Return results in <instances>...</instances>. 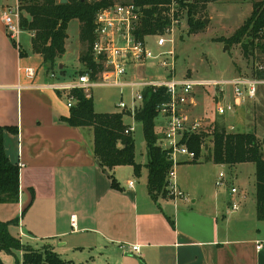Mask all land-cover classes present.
<instances>
[{
	"label": "crops",
	"instance_id": "crops-1",
	"mask_svg": "<svg viewBox=\"0 0 264 264\" xmlns=\"http://www.w3.org/2000/svg\"><path fill=\"white\" fill-rule=\"evenodd\" d=\"M13 2L0 0V126L6 128L4 152L19 169L18 201L0 203V221H16L8 226L11 236L33 249L49 247L65 264H264L254 165L248 166L253 174L248 193L233 182L239 166L250 163L231 166V177L224 173L226 184L217 188L210 164L181 159L174 182L182 197L156 199L147 190L146 163H139L138 175L132 166L101 167L92 153L91 128L65 122L67 99L53 88L76 81V72L66 68L68 34L58 60L63 73L48 71L32 53L31 41L25 52L20 35L18 44L6 33L1 10ZM77 53L79 63V37ZM83 70L80 63L76 71ZM233 201L239 203L236 210L229 206ZM133 244L138 252H130ZM22 255L19 249L0 250L3 264H22Z\"/></svg>",
	"mask_w": 264,
	"mask_h": 264
},
{
	"label": "trees",
	"instance_id": "trees-1",
	"mask_svg": "<svg viewBox=\"0 0 264 264\" xmlns=\"http://www.w3.org/2000/svg\"><path fill=\"white\" fill-rule=\"evenodd\" d=\"M218 0H128L141 11L140 35L163 33L170 26L171 17L178 20L180 12L187 17L189 33H198L203 27L201 19L206 5ZM116 3L115 0H17L20 11L21 30L31 33L32 53L42 58L48 71H55L58 60L65 53L67 28L71 20L79 22V60L84 70H92V76L100 66L94 62L91 54L93 42V20L95 13L102 7ZM123 3V2H120ZM175 3V5L173 4ZM228 45L236 44L244 58H252L254 69L251 76L264 78V1L253 3L252 12L243 24L226 39ZM82 47V50H81ZM261 67V69H259ZM63 73V69L57 70ZM81 73L78 72L77 75ZM62 96L60 91H56ZM68 96L74 99L69 116L65 122L70 126L91 128L93 135L92 153L100 166L111 170L116 166H132L136 175L141 164L135 161V142L132 131L125 133L122 112H96L92 98L86 97L79 88L72 89ZM163 89L154 91L146 88L142 94V104L134 112V119L142 124L146 143L147 190L151 198L169 197L167 174L171 168L167 152L157 146L158 134L155 130L157 105L163 101ZM0 126V203H15L19 196V169L12 164L3 149V131ZM210 147L202 153L207 136L199 129L189 130L182 142L195 153L192 163L206 158L219 165L234 166L239 163H252L255 177L256 217L264 221V144L254 132H231L215 126L210 133ZM112 184L117 186L114 179ZM14 220L0 221V250L11 252L23 250L22 264H65L57 256L33 251L22 245L8 231ZM49 250V247H43ZM45 256V257H44ZM45 258V259H44ZM0 264H3L0 260Z\"/></svg>",
	"mask_w": 264,
	"mask_h": 264
},
{
	"label": "built area",
	"instance_id": "built-area-1",
	"mask_svg": "<svg viewBox=\"0 0 264 264\" xmlns=\"http://www.w3.org/2000/svg\"><path fill=\"white\" fill-rule=\"evenodd\" d=\"M175 5V3H173ZM20 11L18 4L6 6L1 10V20L6 33L13 40H18L21 33L19 25ZM140 8L131 2H117L97 10L93 20V42L91 54L100 69L93 74L92 70L85 69L77 75L76 81L53 84L56 91L64 93L67 99L66 105L70 108L74 99L68 93L75 88L83 91L86 97H90L93 87H129L135 90L130 104L120 101L117 107L122 110L135 112L142 104V94L146 88L154 91L163 89L165 98L157 105L158 139L157 146L165 150L171 163L167 174V191L173 198H181L182 193L177 189L174 182V167L179 160L193 161L195 153L188 149L182 142L184 134L189 130H195L198 124L187 121L186 107L194 103L196 88H211L216 94L214 111L222 116L227 112L234 111L247 101L255 98L257 87L264 85V78L254 76L237 75L225 80L193 79L186 76L176 77V55L173 38L165 35L172 31L171 26L178 20L171 17V23L163 33L140 35ZM152 38V42L150 39ZM156 47L157 51L153 49ZM151 62L152 68L157 67L162 73L149 77L124 80L128 69L144 67ZM261 69V67H259ZM27 72L33 75L34 71L29 68ZM53 77L54 74H51ZM226 88L231 90V101L222 103L225 98ZM132 131L127 126L125 133ZM225 175L219 172L215 180V186H225ZM131 185L132 182H129ZM230 192L238 195L239 190L231 186ZM232 210L238 209L239 203H229ZM71 226H76L75 215L70 217ZM261 246L258 245L257 249ZM140 246L133 244L130 252H138Z\"/></svg>",
	"mask_w": 264,
	"mask_h": 264
},
{
	"label": "rangeland",
	"instance_id": "rangeland-1",
	"mask_svg": "<svg viewBox=\"0 0 264 264\" xmlns=\"http://www.w3.org/2000/svg\"><path fill=\"white\" fill-rule=\"evenodd\" d=\"M115 1L117 3L128 0ZM258 1L264 0H218L208 3L203 15L195 16V18L201 19L203 22V27H201L198 33H189L186 14L184 11H181L180 18L171 26L172 31L170 30V33L165 35V37L173 38L174 40L176 77L182 78L186 76L193 79L225 80L237 75L250 76L256 64H253L252 58L246 59L243 57L238 45H228L226 39L249 17L252 12L253 3ZM10 3H14L13 0H10ZM204 20L207 22L204 23ZM78 24L79 22L76 19L71 20L68 24L67 52L65 55L67 71L76 72L75 79L77 78L76 68L81 63H78L77 59ZM15 41V43L18 42L19 44L18 40ZM30 41L31 38L28 32L22 31L20 34V44L23 51L28 52ZM152 41L151 38L150 42ZM153 49L157 51L155 46H153ZM151 66L152 64L149 62L144 67L128 69L124 80L128 81L133 79V77L142 78L162 73L157 67L152 68ZM57 70L58 66L55 71ZM226 90L225 98L221 100L222 103L230 102L232 99L231 90L229 88H226ZM134 93L135 90L129 87H124L120 92V88L118 87L97 86L91 88L90 97L92 98L93 108L96 112H122L123 120L130 124L128 126L132 127V135L135 142V160L138 163L144 164L147 162V156L142 124L134 119V112L130 110L120 111L117 107L120 101L130 104ZM193 95L194 103L186 107L187 121L198 124L196 128L207 134L202 150L203 154L210 147V133L215 126L224 128L227 131L255 132L261 143L264 144V85H259L255 98L245 103L252 102V106L240 113L237 112L238 107L234 111L227 112L222 116L217 115L214 111L216 94L211 88H196ZM158 129L159 127L155 128L157 134L159 132ZM198 163L210 164L212 166L210 172L212 175L217 176L219 172L225 173L226 177H231L232 175L233 169L231 170L230 166L215 164L206 158L205 155ZM248 166L253 167V164H242L239 166L238 178L233 183L240 190L243 189L250 193L249 189L252 186L253 174ZM28 247L33 251L45 254V256H56L50 249H33L30 246Z\"/></svg>",
	"mask_w": 264,
	"mask_h": 264
},
{
	"label": "water",
	"instance_id": "water-1",
	"mask_svg": "<svg viewBox=\"0 0 264 264\" xmlns=\"http://www.w3.org/2000/svg\"><path fill=\"white\" fill-rule=\"evenodd\" d=\"M67 0H59L60 3H65ZM207 21L204 20V23H206ZM226 48H228V46H226ZM59 68H61V66H59ZM53 245H55V242H52Z\"/></svg>",
	"mask_w": 264,
	"mask_h": 264
}]
</instances>
